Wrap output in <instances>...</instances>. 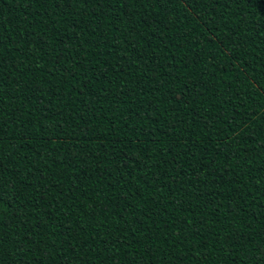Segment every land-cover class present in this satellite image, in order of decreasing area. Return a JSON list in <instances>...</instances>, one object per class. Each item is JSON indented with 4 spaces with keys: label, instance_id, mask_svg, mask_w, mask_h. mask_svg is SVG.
Instances as JSON below:
<instances>
[{
    "label": "trees",
    "instance_id": "16d2710c",
    "mask_svg": "<svg viewBox=\"0 0 264 264\" xmlns=\"http://www.w3.org/2000/svg\"><path fill=\"white\" fill-rule=\"evenodd\" d=\"M0 264H264V0H0Z\"/></svg>",
    "mask_w": 264,
    "mask_h": 264
}]
</instances>
